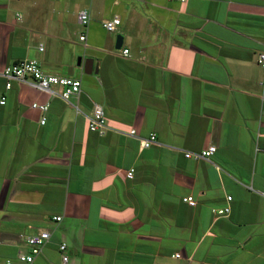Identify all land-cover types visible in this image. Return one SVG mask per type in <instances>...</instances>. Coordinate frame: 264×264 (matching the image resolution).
Instances as JSON below:
<instances>
[{
    "label": "crops",
    "instance_id": "1",
    "mask_svg": "<svg viewBox=\"0 0 264 264\" xmlns=\"http://www.w3.org/2000/svg\"><path fill=\"white\" fill-rule=\"evenodd\" d=\"M262 53L264 0H0V264H28L23 236L39 228L51 238L33 264H264ZM23 59L82 93L70 104L7 89L5 66ZM34 101L50 102L45 124ZM94 103L103 136L89 129ZM211 145L209 160L185 156Z\"/></svg>",
    "mask_w": 264,
    "mask_h": 264
},
{
    "label": "built area",
    "instance_id": "2",
    "mask_svg": "<svg viewBox=\"0 0 264 264\" xmlns=\"http://www.w3.org/2000/svg\"><path fill=\"white\" fill-rule=\"evenodd\" d=\"M180 2H187L188 0H174ZM91 15L90 12L86 9L80 10L78 13V21L82 26H87L90 22ZM122 20L120 17H114L112 19L106 20L103 23L104 28L109 32H116ZM86 34L82 33L80 35V40L86 42ZM44 48L41 46L40 50ZM122 53L126 56L129 55V49H122ZM258 63L264 67V53L260 54L258 57ZM4 77L7 79L6 87L9 89L11 87L12 81H19L24 83L42 93L47 94L50 97H60L65 100L67 103L72 104V96H78L82 93V81L80 79L68 76H59L47 74L41 68L40 63L37 59H23L17 62H13L5 66L3 71ZM54 86L63 87L62 92L56 91ZM1 103H5V97L2 98ZM31 108L41 112L42 116L40 122L45 124L47 121V112L50 107V102H39L34 101L31 103ZM78 111L80 109L78 106H75ZM89 122V129L91 132L96 133L100 136L106 134L109 130V125L107 122L106 114L102 105L94 103L93 110L91 114L86 115ZM129 134L136 136V130H130ZM152 144H158V138L155 133H152L148 138L141 140V145L143 148H148ZM217 150L216 146H209L204 148L201 151H187L185 156L187 158H194L196 160H209L210 157ZM128 177H133V170H130L127 173ZM232 200V196L228 197V201ZM183 201L189 205H196V200L193 196H186L183 198ZM231 212V207L228 205L224 208L215 209V213L218 216H228ZM54 221H61V216H55ZM25 243L29 246V253H19L18 258L22 262L28 264H33L34 259L37 255L42 252L43 247L49 242L51 238V231L49 228H39L35 232L23 236ZM67 248V243L62 242L59 245V250L62 253V260L64 263H67L69 260V255L65 253ZM175 257H180V254L177 253ZM6 264H13L12 261H7Z\"/></svg>",
    "mask_w": 264,
    "mask_h": 264
},
{
    "label": "water",
    "instance_id": "3",
    "mask_svg": "<svg viewBox=\"0 0 264 264\" xmlns=\"http://www.w3.org/2000/svg\"><path fill=\"white\" fill-rule=\"evenodd\" d=\"M123 45V37L121 35L117 36L116 39V48L120 49ZM78 65H82V58H79ZM84 65V71L87 74H92L94 70V61L93 59H86L83 63Z\"/></svg>",
    "mask_w": 264,
    "mask_h": 264
},
{
    "label": "rangeland",
    "instance_id": "4",
    "mask_svg": "<svg viewBox=\"0 0 264 264\" xmlns=\"http://www.w3.org/2000/svg\"><path fill=\"white\" fill-rule=\"evenodd\" d=\"M68 24L71 26V31H70V36H69V38L70 39H72V40H77L78 39V32H79V30H80V28H85L86 26H81V27H78V26H75L74 24H75V20H74V18H71L69 21H68ZM80 56V55H79ZM78 56V57H79ZM83 58H86L85 57V55L84 54H82L81 55Z\"/></svg>",
    "mask_w": 264,
    "mask_h": 264
}]
</instances>
